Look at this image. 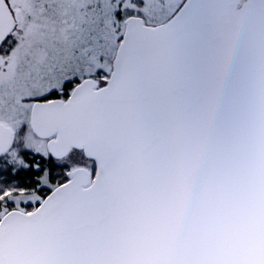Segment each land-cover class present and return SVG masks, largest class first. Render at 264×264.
<instances>
[{"label":"snow or ice","instance_id":"1","mask_svg":"<svg viewBox=\"0 0 264 264\" xmlns=\"http://www.w3.org/2000/svg\"><path fill=\"white\" fill-rule=\"evenodd\" d=\"M130 82L150 126L203 148L264 129V0H0V224L98 179L68 121Z\"/></svg>","mask_w":264,"mask_h":264},{"label":"water","instance_id":"2","mask_svg":"<svg viewBox=\"0 0 264 264\" xmlns=\"http://www.w3.org/2000/svg\"><path fill=\"white\" fill-rule=\"evenodd\" d=\"M100 156L40 215L0 224V264H264V129L203 148L149 125L133 82L68 121Z\"/></svg>","mask_w":264,"mask_h":264},{"label":"flooded vegetation","instance_id":"3","mask_svg":"<svg viewBox=\"0 0 264 264\" xmlns=\"http://www.w3.org/2000/svg\"><path fill=\"white\" fill-rule=\"evenodd\" d=\"M89 174H90V182L93 180V178L91 177V173L90 172H88Z\"/></svg>","mask_w":264,"mask_h":264},{"label":"rangeland","instance_id":"4","mask_svg":"<svg viewBox=\"0 0 264 264\" xmlns=\"http://www.w3.org/2000/svg\"><path fill=\"white\" fill-rule=\"evenodd\" d=\"M88 172H90V170H87ZM91 173V172H90Z\"/></svg>","mask_w":264,"mask_h":264}]
</instances>
